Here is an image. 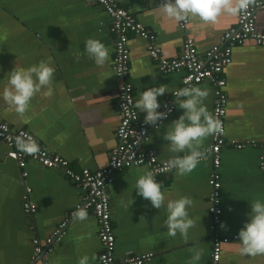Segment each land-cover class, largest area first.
I'll return each mask as SVG.
<instances>
[{
  "label": "crops",
  "instance_id": "0c3cea01",
  "mask_svg": "<svg viewBox=\"0 0 264 264\" xmlns=\"http://www.w3.org/2000/svg\"><path fill=\"white\" fill-rule=\"evenodd\" d=\"M115 1L155 36L162 55L169 59L181 52L185 34L203 54L218 45L222 35L237 23V15L223 12L214 23L188 16L183 31L180 21L161 11L164 0ZM256 29L264 33V11L256 13ZM88 38L101 41L109 49V59L103 66L95 65L86 55L84 45ZM127 46L128 81L134 101L147 87L165 85L168 91L158 101L163 105L171 100L174 105L171 95L180 88L183 73H161L147 54L146 42L135 35L129 36ZM113 52L110 18L94 0H0V87L14 65L28 67L45 61L56 69L51 97H45L42 90L32 98L23 115L0 100V122L13 130L31 133L41 146L66 160L75 171L106 167L116 146L115 131L120 122L119 81L111 70ZM222 77L227 96L224 135L227 143L221 149L218 168L220 223L215 231L211 230L208 201L211 157H206L187 175L178 176L173 171L157 177L166 201L180 196L192 198L188 214L193 227L188 230L186 240L179 234L168 235L164 206L154 209L146 199L136 195L135 181L147 168L120 170L109 187L116 260L151 253L153 257L146 264H188L193 251L200 250L201 259L194 264H209L211 239L216 234L229 239L221 247L219 264H264V254L241 256L236 244L237 232L250 211L249 201L264 200V177L258 166L264 152V50L251 41L235 47L232 62ZM195 87L208 90L204 103L212 115V87L208 83ZM181 114L182 110L174 107L170 116L149 132L146 148L153 150L161 161L172 155L164 146L167 142L163 134ZM138 115L143 121L144 113L138 111ZM211 138L212 135L203 139L200 151L210 147ZM231 141L236 144L254 141L256 146L236 149L230 145ZM7 150L0 145V264H77L83 255L89 256V264H98L96 219L87 211L84 221L69 218L62 238L49 255L34 259L33 241H45L68 219L81 202L82 191L61 170L45 169L30 161L23 183L17 163L6 158ZM27 187L31 189L29 200L36 207L34 214L22 210V196ZM129 198L133 203L127 212L121 201L128 202Z\"/></svg>",
  "mask_w": 264,
  "mask_h": 264
},
{
  "label": "built area",
  "instance_id": "2783aa9c",
  "mask_svg": "<svg viewBox=\"0 0 264 264\" xmlns=\"http://www.w3.org/2000/svg\"><path fill=\"white\" fill-rule=\"evenodd\" d=\"M94 2L110 18V33L114 39L111 70L119 81L118 108L120 122L115 131L116 146L109 154L107 166L97 171H89L88 169L75 171L66 160L50 153L41 146L31 133L25 130H13L8 124L1 122L0 145L8 149L6 158L17 163L23 183L28 175L25 167L27 162L30 161L45 169L61 170L82 191L81 202L76 205L68 219L60 223L45 241H33L34 259L49 255L52 252L53 245L60 241L68 226L69 218L74 217L73 213L79 208H84L96 219L100 244L98 264H146L153 257L151 253L131 255L121 260H116L114 257L115 235L111 223L109 187L115 173L123 169L146 167L147 170L153 172L156 180L157 177L170 174L175 170L163 171L166 161L159 160L153 150L146 148L149 132L156 129V126L146 125L139 120L133 88L128 81L130 69L128 38L130 35H135L146 42L147 54L161 73L182 72L183 77L180 88L208 83L213 89L212 116L221 122L222 131L212 135L211 145L204 151V159L211 157L212 161V171L208 180L211 189L208 201L212 218L210 228L215 231V226L220 223L222 213L220 206L221 183L218 173L221 162L220 153L227 143L224 137L227 96L225 79L222 74L224 69L232 62V51L235 47L251 41L264 50V33L256 29V13L264 11V0L254 2L249 0L248 7L237 14L236 26L222 35L218 45L200 54L192 39L185 34L181 52L177 57L170 59L162 55L161 50L155 43V36L139 23L129 11L119 6L115 0H94ZM179 25L185 31L187 18L180 21ZM173 93L171 99H176ZM164 104H167V108H162L160 111L171 110L167 116L168 118L174 110V105L171 100H167ZM166 119L158 120L157 123L161 125ZM33 143L36 150L28 151L27 149ZM230 145L236 149H243L246 146L255 147L256 143L250 141L236 144L231 141ZM258 166L264 177V152L259 157ZM30 193L31 189L27 187L22 196L21 206L26 214L36 212L35 205L29 200ZM228 241V238H222L216 234L212 237L209 264L220 263L221 247Z\"/></svg>",
  "mask_w": 264,
  "mask_h": 264
},
{
  "label": "clouds",
  "instance_id": "9594fccd",
  "mask_svg": "<svg viewBox=\"0 0 264 264\" xmlns=\"http://www.w3.org/2000/svg\"><path fill=\"white\" fill-rule=\"evenodd\" d=\"M249 0H164L160 9L168 17L182 21L188 16L198 17L206 23H214L223 12L236 16L248 7ZM86 55L97 66H103L109 59V49L99 40L88 38L85 41ZM56 69L50 63L39 61L28 67H16L6 73V82L0 87V100L7 104L18 115H23L29 108L32 98L43 90L45 97L53 95V78ZM5 76V75H4ZM4 78V77H3ZM165 85L147 87L135 102L138 111L144 113V124L158 128V120L167 118L168 111H158L167 108L161 104L158 97L167 93ZM173 95L176 97L174 107L181 109L182 114L173 120L163 134L164 145L172 155L167 159L163 171L175 170L178 176L191 173L205 157L199 146L206 137L222 131L221 122L208 111L204 101L208 90L195 86L178 88ZM23 147V145H21ZM28 151H35L33 143ZM183 153V155H179ZM134 190L137 196L146 199L152 208L166 209L164 224L168 235L175 237L179 234L183 239L188 238V230L193 227V220L188 210L192 206V198L180 196L166 201L162 184L158 182L153 172L142 170V174L135 181ZM166 201V202H165ZM133 199L121 201V207L128 212ZM250 211L246 222L237 232L238 251L241 256H255L264 254V200L249 201ZM78 221L87 219V212L79 208L73 213ZM223 227V225H221ZM201 259V251L194 250L188 264H194ZM77 264H89V256L83 255Z\"/></svg>",
  "mask_w": 264,
  "mask_h": 264
}]
</instances>
